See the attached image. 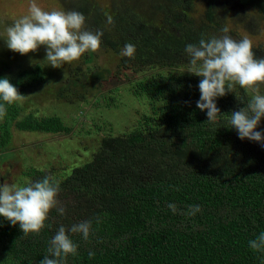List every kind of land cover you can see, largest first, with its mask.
I'll return each mask as SVG.
<instances>
[{
    "label": "trees",
    "instance_id": "trees-1",
    "mask_svg": "<svg viewBox=\"0 0 264 264\" xmlns=\"http://www.w3.org/2000/svg\"><path fill=\"white\" fill-rule=\"evenodd\" d=\"M61 1L68 11L84 14L89 30L103 31L101 47L120 53L126 43L136 45L135 56L121 62L130 61L125 64L134 74L144 72L145 78L132 82V93L161 105L125 132L100 126L106 133L92 155L64 177L32 168L34 182L45 177L59 182L58 207L65 212L54 207L45 227L27 235L19 224L0 217V264H40L51 255L50 241L61 224L70 227L85 220L92 221L90 236L85 240L69 233L78 250L65 264H264V252L249 247L264 231V146L224 126V118L244 107L253 93L236 85L243 101L235 92L219 97L221 122L209 123L206 110L196 107L201 77L187 71L183 51L202 36H217L226 14H238L233 4L257 9L264 18V0H111L109 7L95 0ZM198 3L205 7L199 22L192 15ZM253 52L264 58V41L253 45ZM87 55L86 63L92 62L95 52ZM110 71L81 68L84 77L98 82ZM4 76L22 96L46 83L41 65L15 75L0 70ZM58 97L64 96L60 92ZM21 115L19 101L5 103L0 122L5 158L13 155L7 152L13 127L53 134L74 131L58 115ZM257 130H264V118ZM169 202L179 211L173 213ZM195 204L201 206L195 216L182 214Z\"/></svg>",
    "mask_w": 264,
    "mask_h": 264
},
{
    "label": "clouds",
    "instance_id": "clouds-1",
    "mask_svg": "<svg viewBox=\"0 0 264 264\" xmlns=\"http://www.w3.org/2000/svg\"><path fill=\"white\" fill-rule=\"evenodd\" d=\"M112 17H108L111 24ZM86 17L76 10H45L38 0H30L27 14L15 19L5 32L0 35L8 49L22 55L45 46L43 60L48 65L61 67L65 63L78 60L85 52L96 51L101 47L102 30L95 32L84 26ZM222 36H203L198 43H187L184 54L187 57V71L201 77L200 91L196 107L206 110L207 121L213 125L221 122V109L218 98L228 92H235L239 85L253 94L247 104L239 110L230 112L225 117L227 126L235 129L241 139L260 142L264 146V130H257L264 118V94L260 84H264V58H257L253 52L252 42L247 37L239 40L229 34V28L223 27ZM136 45L126 43L120 50V56L132 58ZM236 93V92H235ZM237 99L241 97L236 93ZM22 99L10 77H0V115L6 104H13ZM190 103V102H189ZM60 184L48 177L25 186L0 184V217L19 228L27 235L38 233L45 227L50 211L56 207L64 214L65 209L58 207ZM168 208L173 213L179 211L175 203L169 202ZM201 211L199 204L189 206L186 214L195 216ZM92 230V221L85 220L66 227L61 224L50 241L48 252L40 264H65L69 254L75 255L78 245L69 233H79L87 240ZM254 251L264 252V231L249 241ZM94 255V253H89Z\"/></svg>",
    "mask_w": 264,
    "mask_h": 264
},
{
    "label": "rangeland",
    "instance_id": "rangeland-1",
    "mask_svg": "<svg viewBox=\"0 0 264 264\" xmlns=\"http://www.w3.org/2000/svg\"><path fill=\"white\" fill-rule=\"evenodd\" d=\"M103 7H109L111 0H95ZM45 10L68 9L61 0H38ZM30 0H0V35L6 34V28L15 19L27 14ZM237 13L226 15V27L229 34L239 40L247 37L253 45L264 41V18L257 9L242 8L233 4ZM205 7L196 4L193 18L199 22L204 17ZM86 22H89L86 19ZM257 26L252 35L250 28ZM89 30L86 26H84ZM221 31L217 36H222ZM95 52L92 62L86 63L85 52L78 60L65 63L61 67L48 65L43 60L46 55L45 46L28 54H20L7 48L0 39V70L6 75H15L21 70L34 68L36 65L44 67L46 83L22 96L19 103L22 107L21 117L35 113L38 116L58 115L74 127L70 134H53L40 131L19 130L12 128V139L7 152H13L5 158L6 152L0 148V184L25 186L35 179L29 171L32 168L42 169L48 174L66 176L71 168L84 163L95 149L96 144L107 132L116 134L125 132L136 125L144 114H151L154 105H161L160 101L138 98L132 93L131 85L135 79L145 78L144 72L134 74L126 61L111 49L100 47ZM109 68L110 74L104 81H94L84 77L81 68ZM63 98H59V93ZM260 92L264 94V84H260ZM106 96H116L115 101H108ZM107 102H111L108 105ZM2 117L0 115V122ZM113 128V129H112ZM59 200V199H58ZM67 201V200H63Z\"/></svg>",
    "mask_w": 264,
    "mask_h": 264
}]
</instances>
